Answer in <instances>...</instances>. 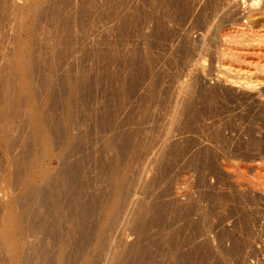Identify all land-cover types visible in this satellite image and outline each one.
<instances>
[{
    "label": "rangeland",
    "instance_id": "374dc122",
    "mask_svg": "<svg viewBox=\"0 0 264 264\" xmlns=\"http://www.w3.org/2000/svg\"><path fill=\"white\" fill-rule=\"evenodd\" d=\"M230 1L46 0L41 5L32 33L37 103L45 107L54 132L63 133L72 122L79 152L66 160L75 158L69 161L73 166L82 162L74 183L85 186L84 227L74 234L72 264L81 247L83 255L91 250L115 162L119 173L125 170L124 191L139 200L122 222L124 248L118 249L127 250L124 264H264V75L221 52L263 47L256 37L264 33V0H244L224 13ZM8 3L0 0V122L11 130L10 141L0 144V181L5 170L21 168L32 154L27 102L10 66L16 16ZM47 66L55 68L51 75ZM238 67L240 80L247 75L259 80L257 85L229 83L237 81ZM45 76L53 78L52 85ZM187 80L189 89L175 101ZM46 90L52 94L48 100L41 98ZM69 92L73 120L66 121ZM111 137L117 146L110 145ZM30 235V241H50ZM80 238L88 240L84 246ZM1 250L0 264H6Z\"/></svg>",
    "mask_w": 264,
    "mask_h": 264
},
{
    "label": "bare ground",
    "instance_id": "6f19581e",
    "mask_svg": "<svg viewBox=\"0 0 264 264\" xmlns=\"http://www.w3.org/2000/svg\"><path fill=\"white\" fill-rule=\"evenodd\" d=\"M7 1H9L10 6L15 11L14 13L16 16L15 19L13 18L15 20L16 24H14L13 28H12V30L14 29V31H13L14 32V39H13V48L11 49L12 50L11 54L13 55V58H12V61L10 63L11 64L10 66L12 68L13 73L15 74V79L17 78L18 80L17 79L16 80L19 82L20 88L17 85L18 82L16 84L17 87L20 89L19 90L20 91L19 96H20V98L22 97L27 102L28 109L26 107V109H27L26 111H27V115H28L27 118H28V121L30 124V129H29L30 139L29 140L31 141V145H32V149H31L32 154L29 153V155L31 154L30 157L25 161V163L23 164V166L21 168L14 166L15 167L14 170L8 169L7 172H6V170L4 171L5 174L2 173L3 177L0 181V206H1L0 207L1 208L0 209V222L2 224V229H1L2 231L0 232V243H1L0 249H2L1 251H3V253L5 255V259L7 261L6 264H39V263L40 264H72L71 258H74V257H72L73 253H74V255L76 253V251L73 250V245L76 243L75 242L76 239H78V238H76V239L74 238V234L76 233L77 229H79L80 223H82L81 222L82 221V214H83L82 211L85 208V205L82 202V195L85 192V189H84L85 186H83L82 184L77 185L74 183V179H75L74 173H75V171H77L79 169V165H80L79 163L80 162L78 161V163L74 164V166H73L72 164H69V161L72 162L73 159H75V158L72 159L70 157L68 162L66 160L67 156L72 154V157H73V153L75 151H77V149H75V145H76L75 142H76L78 137L73 132V127H71L72 122L70 120L72 119L71 118L72 116L68 117L73 112L72 111V108H73L72 107V100L74 98V94L72 92H69L67 94V99H65L66 101L64 103L65 107H66V111H67L66 112L67 117L69 118L68 120H66V119H64V120L70 121V122H66L68 125L65 127V130L63 133H60V134L57 133L58 130L54 132V130H55L54 128H56V127H54L55 125L52 124L51 121H49L45 107L44 108H43V106L40 107L37 103L38 102L37 96L39 94L37 95V92L35 90V85H34L35 77H34V65H33L34 61L33 60L35 59V56L33 58V54H32V47H33V45H32L33 44L32 33L34 31L35 19L38 15L40 17L39 13L43 9V8L41 9V5L46 0H7ZM240 2L244 3V0H232V1H230L229 3H227L226 7H224L225 10L223 8V12L224 13L229 12L231 10V7L238 9ZM252 3L253 2H251L250 4L251 5L255 4V3L254 4H252ZM233 10L234 9H232V11ZM245 22L242 24L241 30L238 31V32H240V34H242V32L248 27L247 22H246V24H245ZM249 25H250V23H249ZM249 32H250V30H249ZM237 35H239V33L236 34L235 38L240 37V35H239V37H237ZM232 36H235V34ZM37 37H39V36H37ZM256 38H257V41L259 43H261V42L264 43L263 42L264 41V33L260 34ZM233 39H234V37H233ZM236 40H238V39H236ZM231 41H232V39H231ZM248 44H250V43H248ZM262 45H263V47L261 46L262 49L259 46L257 48V45H256V47L255 46H249V47H247V50L245 49L243 51V49L245 47V45H244L243 48H242V46H241V49L239 48L240 50L238 48L235 49L233 47V48H227L221 52H222V56H225V57L229 58L230 60L235 61L236 63H242V64H245V66H249L248 68H251L253 70V74L256 72L259 74L261 73V75L262 74L264 75V44H262ZM230 47H232V46H230ZM36 54H37V51H36ZM43 56H44V54H43ZM41 59H42V57H41ZM44 62H45V60H44ZM48 64H50V63H48ZM48 64H46V65H48ZM52 66L50 67V69H48L49 66L46 67L49 70V74L51 73L50 71L53 68ZM245 66H244V68H245ZM53 69H55V68H53ZM241 69H242L241 67L236 68L235 73H239V71ZM48 70H47V73H48ZM246 72H248V71H246ZM52 73H53V71H52ZM240 74L241 73H239V77H237V81H236V79L235 80L230 79V80H228L229 83L237 84L239 82L238 85L242 84V85L247 86V87H253V86L257 85V82L259 80H257V81L254 79L252 80L251 79L252 77L249 78L250 76L246 77L247 76L246 75L245 77H243L244 79H242L243 80L242 81V80H240L242 77ZM196 75H197V73H196ZM217 75H218V73H217ZM249 75H250V73H249ZM195 77L196 76L194 75L193 77H190V78L195 79ZM51 78H49V79H51ZM47 79H45V80H47ZM65 79L67 82V81L71 80V77L67 76ZM190 80L185 81L184 83H182L179 86L178 93L175 96V98H176L175 101L177 99H179L181 91H183V90L185 91V89L186 90L189 89ZM50 81H52V80H49V85H52V84H50ZM193 81L194 80H192V82ZM46 83H48V81ZM70 84L71 83H69L68 85H70ZM74 84H73V87H74ZM68 85H66V87ZM46 87H48V86H46ZM73 87H72V89H73ZM69 89H71V85H70ZM184 94H186V93H184ZM51 95L52 94L46 90V92L43 91V96H41V98L44 97L45 98V99L43 98L44 100H46V99L48 100ZM52 100H53V98H52ZM177 102H179V101H177ZM177 102L175 105L178 104ZM173 106H174V104H173ZM177 108H179V107H176V109ZM181 108H183V106ZM174 111H176V110H174ZM177 111H178V109H177ZM72 115H73V113H72ZM65 118H66V116H65ZM173 119H172V124L174 121ZM51 120H53V119H51ZM194 122H195V120H194ZM50 123L52 124V126L54 125L53 126L54 128H52L50 126L51 125ZM66 123L64 125H66ZM8 124L4 121L0 122V144L2 143V145L3 144L5 145V143H8L10 141L9 140L10 139L9 132L11 129H9L10 125L8 126ZM169 124H171V123H169ZM73 125H75V124H73ZM168 126H170V125H168ZM115 130H116V128H115ZM165 132H166L165 134L167 135L169 132V129H167V130L165 129ZM82 138L83 137H81V139ZM113 140L114 139L112 137L110 138V140L108 139V141H110L109 143L111 146L116 145V144H114L115 141L113 143ZM79 141H81V140H79ZM124 143H126V142H123V144ZM113 147H111V149H113ZM80 149H82V148H80ZM77 152H79V151H77ZM115 154H116L115 160L117 161L119 154L118 153H115ZM74 156H75V153H74ZM53 160L57 162L56 165H52ZM116 163L117 162H115L114 169H112V170L109 169L113 184H112L110 194L108 195L109 197H106V198H108V200L106 198H104V201H106V202H105L104 208L101 212V218L99 216L97 217V219L100 218V221L98 220L99 222L96 225L92 224L93 226H95V228L93 227L94 228V232H93L94 237H93V240L91 241L92 242V246L90 247L91 250L89 249L90 250L89 253L86 250L87 254L85 253V255H83L84 252L81 251L82 250L81 248H83V247H81L80 248L81 250L79 249V251H80V253L81 252L82 253L81 254L78 253L81 255V257L79 259H75L78 261V262L76 261L77 262L76 264H98V262H100V260L101 261L103 260L105 264H124V262H125L124 259H126L125 256L128 257V255H125V253H124V252L127 253L126 249H124L125 251L123 249L122 250L118 249L119 246L124 248L123 244H124L125 239L123 237L122 222H124V223H125V221L127 222L128 212L131 211V208H134V206H136L139 203L138 202L139 200L138 201L133 200V198L128 194L129 192L127 193L128 194L127 195L126 194L127 191L126 190L124 191V189H125L124 186H125V183L127 182V181L125 182V178H126L125 177L126 176L125 170L124 171L122 170L123 172L121 171L122 173L121 172L119 173V169H118L119 167L116 168ZM80 166H82V162H81ZM12 167H13V165H12ZM125 167H127V164ZM116 170L118 171L119 174L116 173ZM80 171L82 172V170H80ZM80 171H79V173H80ZM80 174H82V173H80ZM147 177H149V176H147ZM82 178H83V175H82ZM98 178H99V175H98ZM82 182H84V180ZM96 183L98 184L97 181H96ZM87 185H88V182H87ZM107 193H106V195H107ZM86 199H88V198H85V200L83 199V201H86ZM92 201L94 203V201L96 202V199H93ZM88 204H90V202H88ZM97 205H99V204H97ZM86 206H88V205H86ZM140 206H141V204H140ZM40 207H43L44 211L39 212ZM148 210H150V209H148ZM93 213H95V212H93ZM135 214H133V215H135ZM122 219H124V221ZM133 219H134V217H133ZM135 219L137 220V218H135ZM95 221H97V220H95ZM89 223H90V221H89ZM89 225H91V224H89ZM81 227L83 228L84 226L81 225ZM121 229H122V235H121ZM30 233L33 236L35 234L36 237L38 234L48 236L49 240H50L49 243H50V245H52V247H50V248L49 247L45 248L44 246L42 247V244L44 245L43 242H45L46 244H49L48 241L46 242L45 240L43 242L39 241V240L36 241L33 239L30 241V239H29V236H31ZM121 236L123 237V240H121ZM124 236H125V233H124ZM84 238H85V236H84ZM88 238H89V236H88ZM82 239L80 238L79 241L81 242V244H83L82 246H84V244L88 240H86V239L82 240ZM84 241H85V243H84ZM35 243L37 245H35ZM77 243H78V241H77ZM31 244H34V245H31ZM74 248L78 251V249H77L78 247L75 246ZM83 250H84V248H83ZM5 259H4V261H5Z\"/></svg>",
    "mask_w": 264,
    "mask_h": 264
}]
</instances>
